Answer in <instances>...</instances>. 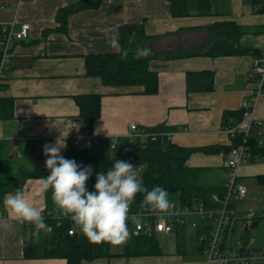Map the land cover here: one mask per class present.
Instances as JSON below:
<instances>
[{"label": "crops", "instance_id": "1", "mask_svg": "<svg viewBox=\"0 0 264 264\" xmlns=\"http://www.w3.org/2000/svg\"><path fill=\"white\" fill-rule=\"evenodd\" d=\"M79 1L0 0V24L11 25L14 31L22 23L30 26L25 40L9 41L6 79L0 88V101L12 100L10 111L7 105L2 109L4 104L0 103V137H8L0 138V163L10 167L8 172L0 173L1 177H8L2 181L4 190L10 186L8 181L15 180L19 167L27 168L23 164L26 159H35L34 167L44 165L45 144L55 143L57 139L67 144V140L81 133L75 122L79 111L73 99L79 94L101 96L100 117L93 123L92 136L122 137L130 131L131 123L138 129L161 124L167 128L164 131L169 133V140L179 146L229 147V139L222 130V115L224 111H239L242 101L251 98L255 87L251 68L256 56L251 52L224 56L199 54L213 36L206 31L178 30L231 21L245 30L239 45L261 49L263 10H256L251 0H211V14L199 15L192 0L190 15L172 17L169 0H104L96 7L71 12L61 25L57 11ZM141 23L146 35L159 36L144 45L151 49V55L170 50L182 54L171 60L151 59L150 68L158 73L155 94H145L142 86H107L100 78L86 75V54L119 52L108 43L112 31L126 27V32L132 34V25ZM188 72L212 73V89H201L207 83L203 78L201 83H195L196 90L186 91ZM254 116L262 122L264 144V97ZM73 122L77 128L72 126ZM65 150L62 149V155ZM187 160L188 166L200 169L196 180L200 186L222 187L228 178L223 152L195 151ZM263 176L264 157L248 160L238 167L237 180L247 192L232 208L233 219L224 235L225 246L233 247V242L241 240L245 247L264 249ZM40 181L41 178H29L20 185L29 203L46 207L45 193L39 191ZM247 212L255 213L249 223L240 218ZM1 213L8 226L0 225V264L67 263L57 257H24L26 245L46 247L49 231L16 220L4 205ZM204 227L200 221L197 228L189 230L190 236L185 233V227L176 229L185 234L177 240L164 231L160 240L156 233L161 253L144 256L122 255L132 237L129 230V237L122 245L109 246L113 256L82 260L80 264H205L198 239V231Z\"/></svg>", "mask_w": 264, "mask_h": 264}, {"label": "trees", "instance_id": "2", "mask_svg": "<svg viewBox=\"0 0 264 264\" xmlns=\"http://www.w3.org/2000/svg\"><path fill=\"white\" fill-rule=\"evenodd\" d=\"M104 0H80L75 4L68 5L57 11V20L64 25L66 17L71 12L81 9L93 8L101 4ZM196 14H211V0H193ZM253 5H263L264 0H251ZM192 0H169L170 14L172 17H183L190 15L192 10ZM262 9H259V11ZM126 27H121V46L129 53L127 57L121 59L120 53H91L84 56L86 75L90 77H98L101 82L107 86H142L145 94H155L158 91V73L150 68V61L153 58L167 60L174 57L182 56L181 53L166 51L155 52L147 57H136V50L144 48V45L152 39L159 36H148L144 32L143 24H133L132 34H128ZM206 31L213 36V39L207 44V48L202 50L203 55L208 56H224V55H244L253 53L258 57L261 49H251L239 45L240 37L245 30L234 22H215L206 26L183 27L178 31ZM6 31L0 28V39ZM196 53H187L186 55H194ZM1 58V55H0ZM187 90H196L198 82L204 78L207 83L201 89H212L213 75L210 72L187 73ZM196 83V84H195ZM199 86V85H198ZM3 84H0V88ZM199 88V87H198ZM200 90V88H199ZM73 99L78 106V115L75 119L79 127V131L84 135L92 134L93 123L100 117V101L99 94H79L74 95ZM1 108L5 109L7 105L10 111L12 100H3ZM6 103V104H5ZM1 111V110H0ZM6 112V111H5ZM3 112V114H5ZM9 114V112H6ZM5 114V115H6ZM242 111H224L222 115V125L226 126L230 123L240 121ZM167 130L164 125H156L147 127L149 132H162ZM263 137L252 132L248 146L251 152L249 160L254 161L256 158L264 157ZM229 147L208 146V147H184L172 143L170 140H150L149 138L128 139L127 137H119L115 149H110L106 142L98 139L88 147L77 148L67 140L65 154L66 158L74 159L82 165H90L95 171L104 172L112 167L115 160H127L133 163H139L144 166V170L140 175V181L149 190L156 185L162 186L170 193H178L179 203L182 206L191 205L201 202L206 206H212L213 196L221 197L223 195L222 187H205L197 184L196 180L200 169L187 165V159L195 151L204 153H220L227 152ZM48 175V170L43 165H35L33 169L19 167L16 172V178L9 183L7 190L1 187L2 181L8 180V177L0 176V215H2L3 198L7 192H12L17 188L22 190L21 181L29 178H43ZM264 179V176L261 177ZM95 183V174L86 182L89 190ZM46 207H44V220L50 226L49 236L46 240L47 245L43 247L41 244H30L24 248V257H57L63 258L66 264H80L82 260L91 261L97 258L111 257V244L108 242L95 243L90 241L79 228L74 234H68V229L73 222L69 217L64 218L55 216L54 212L60 214V210L54 204L52 192L49 190L45 193ZM145 203L144 194L137 193L132 207H138ZM198 236L207 234L206 228L198 231ZM199 251H202L203 241H199ZM43 249L41 252L39 249ZM161 250L155 235H132L129 242L125 245L122 255L124 256H144L160 254Z\"/></svg>", "mask_w": 264, "mask_h": 264}, {"label": "built area", "instance_id": "3", "mask_svg": "<svg viewBox=\"0 0 264 264\" xmlns=\"http://www.w3.org/2000/svg\"><path fill=\"white\" fill-rule=\"evenodd\" d=\"M22 1V0H20ZM264 11V4L257 5L256 10ZM0 28L6 31L3 38L0 39V84H3L6 75L5 69L8 63V49L11 40L23 41L29 35L30 26L28 23H22L18 30L14 31L11 25L0 24ZM251 78L255 84L253 93L249 100H243L240 110L242 116L240 121L223 126L222 130L229 139V150L223 152L224 165L228 170V178L223 184V195L221 197L213 196L214 205L206 206L201 202L191 205L182 206L179 211L175 210L174 203L166 212H159L151 209L146 203L138 207L130 206L129 219L127 221L129 230L132 235H153L156 233H169L174 229H181L189 223L192 227L197 228L200 221H203L207 234L198 236L200 242H204L202 251L206 257L205 264H264V249L245 247L241 240L236 241V247H227L224 244V235L228 226L231 224L233 215L232 208L235 203L246 196V187L237 180L238 167L248 161L251 157L248 141L255 131L260 138L263 137L262 122L255 118L256 107L262 97H264V47L261 53L254 58L251 68ZM77 128L75 122L72 123ZM130 131L122 136L132 140L135 138H149L156 141L169 140V133L149 132L146 128L138 129L136 124L130 125ZM120 136L111 135L107 137H95L77 133L69 141L77 148L88 147L98 139L106 142L110 149H115L117 139ZM114 145V147H113ZM132 163L136 166L138 178L144 170V166L139 163ZM109 170V169H108ZM97 171H93L95 174ZM106 172V171H104ZM253 212H247L240 218L246 223L254 219ZM54 215L63 216L61 213ZM44 216V214H43ZM73 224L68 229V234H74L77 230L75 222L69 218Z\"/></svg>", "mask_w": 264, "mask_h": 264}, {"label": "clouds", "instance_id": "4", "mask_svg": "<svg viewBox=\"0 0 264 264\" xmlns=\"http://www.w3.org/2000/svg\"><path fill=\"white\" fill-rule=\"evenodd\" d=\"M108 43L119 51L121 59L129 55L121 46L118 29L112 31ZM135 54L137 58L147 57L151 49L138 48ZM65 148V142L58 139L43 146L48 175L41 178L39 191L51 190L60 213L71 218L90 241L119 246L127 240L129 209L137 193H143L146 205L155 211L166 212L170 208L169 192L159 185L149 190L138 178L136 166L127 160H115L106 172H96L95 183L89 190L86 182L93 174L92 167L64 157L61 152ZM3 205L16 220L31 223L38 230H50L43 216L45 206L29 203L20 188L6 193ZM0 225L8 226L6 218L0 217Z\"/></svg>", "mask_w": 264, "mask_h": 264}, {"label": "rangeland", "instance_id": "5", "mask_svg": "<svg viewBox=\"0 0 264 264\" xmlns=\"http://www.w3.org/2000/svg\"><path fill=\"white\" fill-rule=\"evenodd\" d=\"M190 1H191V0H190ZM79 148H81V147H79ZM16 162H17V160L15 159V162H14V163H16ZM35 162H36L35 159H26V160L23 162V164H26L27 168H33ZM9 165H14V164H9ZM9 168H10V167H7V165L5 166V164H1V163H0V173H1V175H2L3 173L8 172ZM92 169H93V171H94V168H93V167H92ZM169 199H170V202H171V203H174V205H175V210L179 211L180 208H181V205H180V203H179V196H178V193H170V192H169ZM234 215L236 216L237 214H235V212H234ZM242 216H243V215H242ZM75 225L77 226V228H79V226H78L76 223H75ZM79 229H80V228H79ZM185 229H186V231H187V232H185V233L187 234V236H190V234H192V232H190L189 230L193 231V230L195 229V227H192L189 223H186ZM171 232H173V233H171ZM171 232H169L170 235H171V239H175V240H177L179 237H181V235L184 234L183 231H179V230L176 231V229H174V231H171ZM242 234L244 235L245 232L243 231ZM252 234H254V233H253V230H252ZM156 235H157V238H159L160 240L163 239V236H162L161 233H157ZM184 235H185V234H184ZM254 238H255V234H254ZM233 247H234V248L236 247V241L233 242ZM39 250H40V252H41L43 249L40 248Z\"/></svg>", "mask_w": 264, "mask_h": 264}]
</instances>
